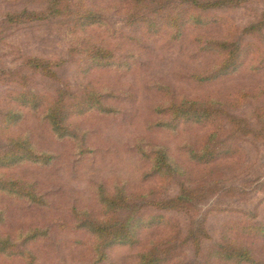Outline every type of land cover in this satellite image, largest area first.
<instances>
[{"label": "rangeland", "instance_id": "1", "mask_svg": "<svg viewBox=\"0 0 264 264\" xmlns=\"http://www.w3.org/2000/svg\"><path fill=\"white\" fill-rule=\"evenodd\" d=\"M161 1L70 0L68 11L50 14L49 0H0V153L21 138L46 157L0 168L1 178L22 182L46 202L0 193V234L45 232L29 244L35 264H138L153 245L169 242L190 264H207L212 250L230 242L252 252L255 262L247 264H264V139L252 134L264 125V31L255 34L264 0H233L205 13L181 5L191 21L178 30L177 11ZM221 42L238 43L240 54L228 73L210 79L226 58ZM31 60L50 64L52 73ZM183 99L215 101L224 115L177 123L169 108ZM57 101L64 107L61 135L47 119ZM213 132L218 157L202 159ZM161 149L173 171L155 174ZM182 186L204 189L205 198L187 212L165 211L164 224L153 223L134 245L112 247L101 259L82 222L105 217L102 194L124 189L169 200ZM192 230L200 254L184 241ZM0 264L26 262L0 257Z\"/></svg>", "mask_w": 264, "mask_h": 264}, {"label": "trees", "instance_id": "2", "mask_svg": "<svg viewBox=\"0 0 264 264\" xmlns=\"http://www.w3.org/2000/svg\"><path fill=\"white\" fill-rule=\"evenodd\" d=\"M50 14L54 11L59 14H63L68 11L70 6V0H49ZM169 0L161 1V6L167 9L169 6H173L174 12L173 26L180 29L182 24L188 22L189 18L185 20L184 12L180 11L178 7L185 5L189 10L193 9L196 12H209L211 10L226 7L233 3V0ZM171 4V5H170ZM160 5V4H159ZM167 11V10H166ZM71 14L73 12H70ZM164 19L168 17L170 13L164 12ZM161 14V15H162ZM22 15L32 16L36 19H45L47 16L38 15L33 13H23ZM137 15L139 16L138 12ZM200 19V15H198ZM82 20L85 17H81ZM170 19V18H168ZM199 19H195L198 23ZM171 20V19H170ZM191 21V19L189 20ZM264 31V19L259 23L256 28L255 34H263ZM218 44V49L225 52V60L210 76V79L221 75L222 73H228L230 67L235 64L240 54V46L236 42H221ZM261 56V52L259 53ZM261 60H264L261 59ZM28 64L35 69H41L44 73L51 74L50 64L42 62L40 60H31ZM55 106L49 109L47 119L52 125L53 130L56 134H62V128H60V121L63 117V102L57 101ZM31 106L36 108L38 105L31 103ZM170 116L177 123H203L205 121H217L224 115L223 110L219 109L215 105V101H200V100H182L180 103L173 104L169 108ZM220 121V120H219ZM167 125V124H166ZM222 128V125L219 124ZM245 125V122H244ZM263 128L253 131V137H263L264 139V125ZM246 133L250 127L246 126ZM217 134L212 133L210 140L202 146L200 158H209L210 160H216L218 156L215 155L217 144ZM11 147L6 151L0 153V168H13L23 162H41V159H45V156L38 155L34 145L29 139H12L10 141ZM222 148H224L222 146ZM225 151L222 153H229V149L224 148ZM197 155V157H199ZM223 155V154H222ZM227 154L224 155V158ZM154 173H162L165 167H169L170 171H173L171 165H169V155L167 149H161L154 154ZM223 158V157H222ZM223 158V159H224ZM176 170V169H175ZM166 175V174H165ZM8 193L21 197L31 204L45 205L43 197L38 196L32 188H29L20 181H8L0 177V193ZM102 201L104 204L105 217L101 220H88L84 219L83 225L90 230L96 237L98 242V252L101 259H107V252L110 248L116 246H129L134 245L137 242L138 236L146 228L150 227L153 223L164 224L163 220L165 211H183L186 212L192 210L200 200L205 198L204 189L195 190L181 187V193L177 197L169 200H150L147 192L140 193H128L124 189H118L113 195L106 196L102 194ZM158 211L157 214L149 209ZM3 221V217L0 216V222ZM86 221V222H85ZM45 232H41L40 229H29L27 232H21L16 237L10 234H0V257L8 258H19L23 259L26 264H35V254L32 252L29 244L40 240L39 237H46ZM178 233H176L177 235ZM184 241L198 250V254L202 251L200 246L201 240L198 238V232L192 230L189 234L187 233ZM234 242L225 244L224 246H217L216 249L212 250L210 254V260L207 264H212L214 260L221 261H237L238 264L243 263H254V257L252 252L246 247H237L233 245ZM175 247L173 242L166 244L153 245L152 248L147 252L140 255L138 264H190L181 258V254H174ZM201 257V255H198Z\"/></svg>", "mask_w": 264, "mask_h": 264}]
</instances>
